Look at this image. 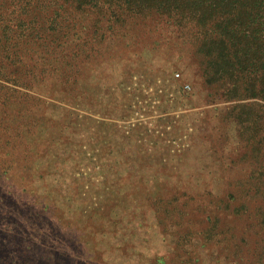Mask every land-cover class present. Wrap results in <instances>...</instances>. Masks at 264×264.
<instances>
[{
    "label": "rangeland",
    "instance_id": "374dc122",
    "mask_svg": "<svg viewBox=\"0 0 264 264\" xmlns=\"http://www.w3.org/2000/svg\"><path fill=\"white\" fill-rule=\"evenodd\" d=\"M123 33L71 87L0 80V264H264V126L227 121L193 30Z\"/></svg>",
    "mask_w": 264,
    "mask_h": 264
},
{
    "label": "trees",
    "instance_id": "16d2710c",
    "mask_svg": "<svg viewBox=\"0 0 264 264\" xmlns=\"http://www.w3.org/2000/svg\"><path fill=\"white\" fill-rule=\"evenodd\" d=\"M149 18L195 32L204 83L222 91L227 121L256 144L264 126V0H0V80L31 88L32 76L37 85L71 87L91 38L101 48ZM7 100L0 96V106Z\"/></svg>",
    "mask_w": 264,
    "mask_h": 264
}]
</instances>
